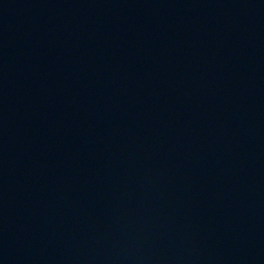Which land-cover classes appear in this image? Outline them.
<instances>
[{
    "label": "water",
    "instance_id": "obj_1",
    "mask_svg": "<svg viewBox=\"0 0 264 264\" xmlns=\"http://www.w3.org/2000/svg\"><path fill=\"white\" fill-rule=\"evenodd\" d=\"M0 264H264V0H0Z\"/></svg>",
    "mask_w": 264,
    "mask_h": 264
}]
</instances>
